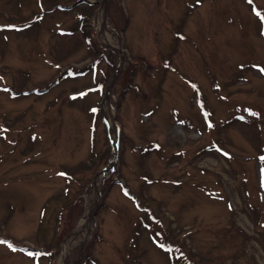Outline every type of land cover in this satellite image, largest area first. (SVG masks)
I'll use <instances>...</instances> for the list:
<instances>
[{
    "label": "rangeland",
    "instance_id": "obj_1",
    "mask_svg": "<svg viewBox=\"0 0 264 264\" xmlns=\"http://www.w3.org/2000/svg\"><path fill=\"white\" fill-rule=\"evenodd\" d=\"M0 264H264V0H0Z\"/></svg>",
    "mask_w": 264,
    "mask_h": 264
},
{
    "label": "bare ground",
    "instance_id": "obj_2",
    "mask_svg": "<svg viewBox=\"0 0 264 264\" xmlns=\"http://www.w3.org/2000/svg\"><path fill=\"white\" fill-rule=\"evenodd\" d=\"M93 185L96 186V180L93 181ZM87 217H88V216H87ZM85 222H86V221H85ZM85 222H84V223H85Z\"/></svg>",
    "mask_w": 264,
    "mask_h": 264
},
{
    "label": "water",
    "instance_id": "obj_3",
    "mask_svg": "<svg viewBox=\"0 0 264 264\" xmlns=\"http://www.w3.org/2000/svg\"><path fill=\"white\" fill-rule=\"evenodd\" d=\"M107 168L102 169L100 172H105Z\"/></svg>",
    "mask_w": 264,
    "mask_h": 264
},
{
    "label": "trees",
    "instance_id": "obj_4",
    "mask_svg": "<svg viewBox=\"0 0 264 264\" xmlns=\"http://www.w3.org/2000/svg\"><path fill=\"white\" fill-rule=\"evenodd\" d=\"M40 247H41V246H39V247H38V251H40V249H42V250H43V248H40ZM39 248H40V249H39Z\"/></svg>",
    "mask_w": 264,
    "mask_h": 264
}]
</instances>
